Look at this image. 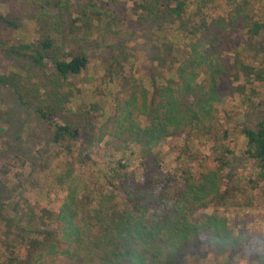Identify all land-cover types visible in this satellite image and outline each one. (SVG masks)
Segmentation results:
<instances>
[{
    "label": "trees",
    "instance_id": "16d2710c",
    "mask_svg": "<svg viewBox=\"0 0 264 264\" xmlns=\"http://www.w3.org/2000/svg\"><path fill=\"white\" fill-rule=\"evenodd\" d=\"M20 1L25 6L20 20L35 23L37 37L13 46L3 43L5 59L11 69L21 63L40 68L47 61L71 94L76 90V80L91 63L83 49L99 47L98 33L103 25H129L107 8L109 1L91 0L79 5L78 16L67 18L64 28L60 22L51 21V12L63 13L71 0ZM216 2L219 19L208 21L203 1L191 10L190 0H134V15L152 19L154 24L161 21L156 26L164 37L157 41L161 53L158 66L148 71V91L144 84L131 85L122 58L114 57L104 66V83H119L121 87L114 95L110 116L99 105H91L81 108L83 113L73 123L64 122L58 116L72 110L65 111L67 104L59 93H55L58 104H39L0 77V84L9 88L17 102L53 132L54 149L37 152L30 176L52 175L54 182L49 186L66 192V203L73 208L67 218L70 238L65 216L57 217L46 207L21 200L25 183L19 179L9 186L2 172L0 264H189L187 258L194 257L203 243L221 246L225 225L207 210H247L253 205L251 191L264 183V117L256 126L238 127L246 144L244 154L256 174L246 180L247 185L242 186L241 180L232 184L226 171L235 151L230 146L231 128L220 114L218 88L226 71L235 70L236 82L244 77L245 83L235 88L239 94L245 93L246 86L254 81H264V70L248 62L264 56L260 48L256 49L261 40L264 42V18L257 19L256 12L250 17L244 15L245 8L241 6L231 16L227 9L233 0ZM224 15H230V19L225 20ZM189 18L195 23L183 25ZM175 21L181 27L174 35L167 37L166 32L164 36V28ZM0 23L14 30L24 27L23 22L18 24L2 14ZM237 33L246 39L236 47L239 57L228 68L225 57L235 48ZM77 41L81 45L78 54L73 50ZM57 44L71 48L69 59L57 54ZM241 49L250 54L244 60ZM100 118L105 119L101 122ZM172 138L183 140L184 145L177 148L179 155L197 164L199 173L185 169L181 181L165 186L158 176L165 160L160 144ZM109 139L122 143L118 148L122 158L100 167L93 149ZM128 141L142 147L139 155L131 153L141 159L140 180L129 173L133 160L122 150ZM207 143L213 144V149L204 155L202 148ZM76 152L75 163L84 168L79 174L71 162ZM151 240L158 241L151 245ZM248 240L247 235L242 236L222 264H231L234 255L247 249Z\"/></svg>",
    "mask_w": 264,
    "mask_h": 264
},
{
    "label": "rangeland",
    "instance_id": "374dc122",
    "mask_svg": "<svg viewBox=\"0 0 264 264\" xmlns=\"http://www.w3.org/2000/svg\"><path fill=\"white\" fill-rule=\"evenodd\" d=\"M71 5L60 13L58 11L51 12V21L60 22L64 28L66 19H75L78 14L79 5L87 4L91 0H71ZM99 1V0H98ZM109 1L107 8L117 14L119 21L128 22V26H108L103 25L102 31L98 33L99 47H85L83 50L90 58V65L81 77L76 80V90L74 94L70 93V88L62 83L53 72V68L45 61L40 68H34L29 63L15 64L14 69L10 68V63L5 59L2 50V44L7 43L8 46L17 45L19 41H29L36 39L35 23H26L22 12L25 6L20 0H0V14L5 15L8 19L14 20L18 24L24 23L21 30H14L4 23H0V77L7 79L11 84H15L19 91L30 100L36 103H52L58 104V98L55 93H59L67 104L66 110L71 108L72 113L64 112L65 116H58V119L67 123H73V119H78L83 113L81 108L90 107L91 105H99L103 113L107 116L113 114L114 95L121 90L120 84L115 83L107 85L104 83V66L112 62L114 57L122 58L126 63V72L131 79V85L144 84V89L148 91L150 82L147 80L148 71L151 67L158 66L157 58L160 57L161 48L158 40L164 38L160 32L156 30L161 21L154 24L152 19H144L140 21V17L134 15L132 8L134 0H104ZM169 0H164V2ZM207 4V20L210 18L219 19L220 9L216 0H190L191 10L200 2ZM229 1V0H228ZM233 4L227 9L231 16L236 7L245 8L244 15L249 17L253 12L258 15L257 19L264 18V0H233ZM64 17V18H63ZM225 20L230 19V15ZM192 25L194 20L183 21V25L188 22ZM53 26H56L54 24ZM186 26V25H185ZM181 27L179 21H175L171 25L166 26L163 35L167 37L174 35L175 31ZM184 27V26H183ZM55 27H52L51 31ZM239 28V27H237ZM111 29V30H108ZM167 32V33H166ZM246 37L237 33L234 38L235 48L225 57L228 68L239 55L237 46L243 45ZM262 39V38H261ZM2 42V43H1ZM73 47L76 54L80 51L79 41ZM221 44V43H220ZM239 46V47H241ZM264 52V42L261 40L257 44V51ZM71 51L65 45L57 44V54L62 58L69 59L68 55ZM122 53V54H120ZM240 57L246 59L250 55L242 49L239 51ZM258 53V54H259ZM256 54V53H252ZM257 54V56H258ZM127 59V60H126ZM264 56L257 59L256 62L248 60L251 65L264 70ZM247 61V60H246ZM13 66V65H12ZM225 76L220 81L218 94L221 98L219 103L220 114L228 122L232 135L230 146L234 149V157L230 160V167L226 171L228 178L233 184L234 181L241 180L242 186L247 185L246 180L255 176V169L251 162L245 156L246 144L241 135H239V125L246 124L248 126H256L264 117V81H254L253 84L246 86V92L239 94L235 92L238 85L245 83L244 77L236 82V72L226 71ZM107 81V80H106ZM8 82V83H9ZM9 83V84H10ZM235 92V93H234ZM64 103V104H65ZM71 115V118H70ZM105 118H100L103 122ZM53 132L43 125L39 117L21 106L14 98L9 88L0 84V177L2 172L6 173V180L9 186H14L21 179L25 183V193L21 200L27 201L33 205H41L52 210L57 217L65 216L67 235H70V225L67 218L73 212V208L66 203V192L53 186L52 175H38L34 178L30 176L31 166L34 157L39 150L43 148L54 149L52 142ZM128 146L122 150L127 151V155L133 160V164L129 169V173L140 180L142 178V169L140 166L141 159H135L134 154H140L142 147L134 141H128ZM122 145L116 139H109L99 142L97 147L93 149L94 156L98 165L107 167V163L117 161L122 158V151H119ZM184 145L181 138H172L160 144V150L164 152V165L159 172V179L163 185L174 184L181 181L183 170H192L199 173L198 165L192 163L185 158H181L180 150L177 149ZM78 149L81 144L77 145ZM176 148L175 150H173ZM172 149V150H171ZM213 144L207 143L202 148L204 155L212 152ZM78 157L77 152L75 158ZM74 164V170L79 174L84 168L79 166L77 158L71 161ZM113 165V164H112ZM114 166V165H113ZM97 169L98 166H92ZM34 180V181H33ZM253 197V205L247 210H224L209 209L208 213L215 215V219L220 221L222 226L225 225V236L221 246L210 247L208 243H203L195 253L194 257L187 258L189 264H222L224 257H230L232 250L237 245L242 236H248L247 249L240 251L231 258V264H264V183H260L251 191ZM20 198V197H19ZM158 240H151V245ZM244 241V240H243ZM238 247V246H237ZM239 249H237L238 251ZM262 260L259 262V259ZM77 262V261H76ZM80 264V262H77Z\"/></svg>",
    "mask_w": 264,
    "mask_h": 264
}]
</instances>
